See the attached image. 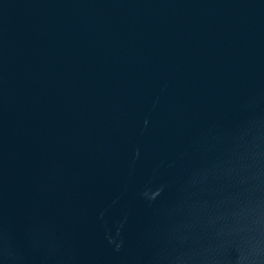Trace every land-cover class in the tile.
Masks as SVG:
<instances>
[{"label":"water","instance_id":"obj_1","mask_svg":"<svg viewBox=\"0 0 264 264\" xmlns=\"http://www.w3.org/2000/svg\"><path fill=\"white\" fill-rule=\"evenodd\" d=\"M255 155L264 0H0V264H264Z\"/></svg>","mask_w":264,"mask_h":264},{"label":"clouds","instance_id":"obj_2","mask_svg":"<svg viewBox=\"0 0 264 264\" xmlns=\"http://www.w3.org/2000/svg\"><path fill=\"white\" fill-rule=\"evenodd\" d=\"M238 184L243 186L242 200L251 208L264 203V156L255 155L238 163ZM249 237L254 241L264 239V217L253 211L247 217ZM254 264H260V256H253Z\"/></svg>","mask_w":264,"mask_h":264}]
</instances>
